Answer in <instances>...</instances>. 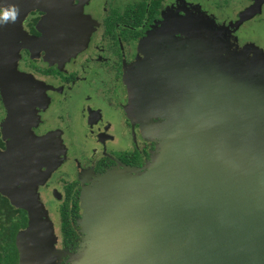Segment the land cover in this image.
Segmentation results:
<instances>
[{"label":"flooded vegetation","instance_id":"1","mask_svg":"<svg viewBox=\"0 0 264 264\" xmlns=\"http://www.w3.org/2000/svg\"><path fill=\"white\" fill-rule=\"evenodd\" d=\"M26 1L0 0V79L11 91L4 98L0 86V153L27 123L34 138L52 137L36 157L52 148L58 163L37 191L58 264H71L85 241L83 192L108 172L138 173L158 153L169 101L202 94V69L213 64L205 49L264 53V0H73L71 36L56 29L46 45L43 8L18 19ZM15 108L23 118L4 134Z\"/></svg>","mask_w":264,"mask_h":264},{"label":"water","instance_id":"2","mask_svg":"<svg viewBox=\"0 0 264 264\" xmlns=\"http://www.w3.org/2000/svg\"><path fill=\"white\" fill-rule=\"evenodd\" d=\"M31 8L47 12L45 45L56 29L71 36L73 0H28L20 22ZM5 13V22L15 21ZM205 51L213 64L202 69V94L169 101L159 153L138 173L108 172L83 192L85 241L74 264H264V53ZM0 86L11 95L2 79ZM19 110H10L4 134L23 118ZM18 129L0 153V194L27 216L15 238L17 264H58L62 253L37 191L58 163L50 162L52 148L36 157L52 137L34 138L29 123Z\"/></svg>","mask_w":264,"mask_h":264},{"label":"trees","instance_id":"3","mask_svg":"<svg viewBox=\"0 0 264 264\" xmlns=\"http://www.w3.org/2000/svg\"><path fill=\"white\" fill-rule=\"evenodd\" d=\"M26 224L25 211L14 208L5 197L0 196V264L17 263L15 238Z\"/></svg>","mask_w":264,"mask_h":264},{"label":"rangeland","instance_id":"4","mask_svg":"<svg viewBox=\"0 0 264 264\" xmlns=\"http://www.w3.org/2000/svg\"><path fill=\"white\" fill-rule=\"evenodd\" d=\"M227 65H229V66H230V62H229ZM229 66H228V67H229ZM159 150H160V149H159ZM159 150H158V153H159ZM158 153H156V154H158ZM156 154H155V155H156ZM88 188H89V187H88ZM80 210H81V208H80ZM81 217H82V216H81ZM53 227H54V225H53ZM71 264H74V260L72 261V263H71Z\"/></svg>","mask_w":264,"mask_h":264},{"label":"bare ground","instance_id":"5","mask_svg":"<svg viewBox=\"0 0 264 264\" xmlns=\"http://www.w3.org/2000/svg\"><path fill=\"white\" fill-rule=\"evenodd\" d=\"M84 225H85V223H84ZM85 253H86V252H85ZM84 260H85V259H81V260H80V264H84V263H85Z\"/></svg>","mask_w":264,"mask_h":264},{"label":"snow or ice","instance_id":"6","mask_svg":"<svg viewBox=\"0 0 264 264\" xmlns=\"http://www.w3.org/2000/svg\"><path fill=\"white\" fill-rule=\"evenodd\" d=\"M4 15H5V16H8V15H10V13H4Z\"/></svg>","mask_w":264,"mask_h":264},{"label":"clouds","instance_id":"7","mask_svg":"<svg viewBox=\"0 0 264 264\" xmlns=\"http://www.w3.org/2000/svg\"><path fill=\"white\" fill-rule=\"evenodd\" d=\"M4 20H7V19H4Z\"/></svg>","mask_w":264,"mask_h":264}]
</instances>
